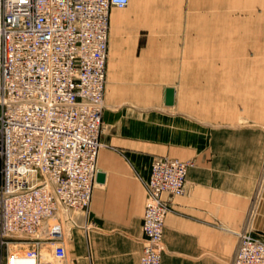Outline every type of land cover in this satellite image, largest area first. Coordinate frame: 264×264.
<instances>
[{
	"label": "built area",
	"instance_id": "obj_1",
	"mask_svg": "<svg viewBox=\"0 0 264 264\" xmlns=\"http://www.w3.org/2000/svg\"><path fill=\"white\" fill-rule=\"evenodd\" d=\"M128 4L0 0V239L15 248L5 264L65 258L64 223L88 209L99 172L110 15ZM191 165L152 161L138 264H162L164 197L185 194ZM235 236L231 264H264V236Z\"/></svg>",
	"mask_w": 264,
	"mask_h": 264
},
{
	"label": "crops",
	"instance_id": "obj_2",
	"mask_svg": "<svg viewBox=\"0 0 264 264\" xmlns=\"http://www.w3.org/2000/svg\"><path fill=\"white\" fill-rule=\"evenodd\" d=\"M164 1L159 7L164 11L177 7L173 0ZM110 22L114 28L120 19L113 13ZM116 45L111 63L118 57ZM149 48L136 49L123 61V111L102 115L105 132L97 168L104 182L95 183L88 209L74 214L73 223H64L65 258L56 264H138L143 184L152 160L161 157L192 164L185 194L164 197L169 213L162 264H231L236 233L264 235V125L225 132L203 124L193 127L190 118L173 114V105H164L169 84L155 92L150 81L175 79L174 49L168 45V57L153 61ZM112 78L106 80L105 96L110 111L115 92L119 94ZM156 94L163 96L166 110L145 105L144 97ZM17 264L34 262L20 259Z\"/></svg>",
	"mask_w": 264,
	"mask_h": 264
},
{
	"label": "rangeland",
	"instance_id": "obj_3",
	"mask_svg": "<svg viewBox=\"0 0 264 264\" xmlns=\"http://www.w3.org/2000/svg\"><path fill=\"white\" fill-rule=\"evenodd\" d=\"M161 1L130 0L125 9H113L111 15L120 22L114 28L110 22L106 80L113 75L119 94L115 92L113 111L107 110L106 83L103 113L123 111V61L144 47H150L153 61L167 58L170 45L175 79L150 83L155 92L167 83L174 89L173 114L190 118L193 127L203 124L225 132L263 126L264 0H173L172 5L177 3L173 12L159 8ZM115 45L118 57L111 63ZM144 98L145 105L166 110L162 95ZM14 249L0 239V264Z\"/></svg>",
	"mask_w": 264,
	"mask_h": 264
},
{
	"label": "water",
	"instance_id": "obj_4",
	"mask_svg": "<svg viewBox=\"0 0 264 264\" xmlns=\"http://www.w3.org/2000/svg\"><path fill=\"white\" fill-rule=\"evenodd\" d=\"M174 89L172 88H167L165 89V92H164V105L165 106H172L173 103H174ZM104 174L101 173V172H98L97 175H96V180L95 182L96 183H103L104 182Z\"/></svg>",
	"mask_w": 264,
	"mask_h": 264
},
{
	"label": "bare ground",
	"instance_id": "obj_5",
	"mask_svg": "<svg viewBox=\"0 0 264 264\" xmlns=\"http://www.w3.org/2000/svg\"><path fill=\"white\" fill-rule=\"evenodd\" d=\"M130 1V0H129ZM129 5V4H128ZM128 7V6H127ZM113 11V10H112ZM112 13V12H111ZM110 17H111V15H110ZM109 28H110V24H109ZM105 86H106V84H105ZM175 92V91H174ZM174 98H175V94H174ZM104 105V104H103ZM103 132H105V130H104V127H103ZM103 147V145H102V143H101V147H100V150H101V148ZM99 150V151H100ZM99 153V152H98ZM97 170H98V168H97ZM99 171V170H98ZM96 183V182H95ZM94 188H95V184H94ZM94 188H93V190H94ZM64 235H65V233H64Z\"/></svg>",
	"mask_w": 264,
	"mask_h": 264
}]
</instances>
